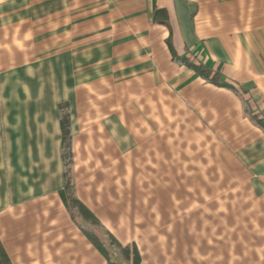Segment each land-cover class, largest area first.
Returning <instances> with one entry per match:
<instances>
[{"label":"crops","instance_id":"obj_1","mask_svg":"<svg viewBox=\"0 0 264 264\" xmlns=\"http://www.w3.org/2000/svg\"><path fill=\"white\" fill-rule=\"evenodd\" d=\"M63 104L97 236L140 264H264V130L247 114L264 117V0H0L10 264H109L60 196Z\"/></svg>","mask_w":264,"mask_h":264},{"label":"trees","instance_id":"obj_2","mask_svg":"<svg viewBox=\"0 0 264 264\" xmlns=\"http://www.w3.org/2000/svg\"><path fill=\"white\" fill-rule=\"evenodd\" d=\"M159 16H164V12L155 10L154 19L164 23L162 20H157ZM177 60L191 68L197 76L201 77L205 81L219 87L231 88L229 85L221 81L220 73L218 71H211L201 61L197 60L194 63H191L189 60ZM247 114L259 128L264 130V117L258 118L248 110ZM59 122L61 131V159L63 163L64 182L60 196L65 208L73 220H77L81 223V230L83 234L90 240L92 245L103 255L109 264H121V260L124 264H140V256L135 246H122L106 231L103 233L102 237L97 236L93 232L92 228L94 227L101 229L99 222L74 195L72 181L70 119L68 106L65 104L59 106ZM0 264H10L1 244Z\"/></svg>","mask_w":264,"mask_h":264},{"label":"rangeland","instance_id":"obj_3","mask_svg":"<svg viewBox=\"0 0 264 264\" xmlns=\"http://www.w3.org/2000/svg\"><path fill=\"white\" fill-rule=\"evenodd\" d=\"M118 259H119V258H118ZM120 260H121V258H120ZM120 263H121V264H124L122 260H121V262H120Z\"/></svg>","mask_w":264,"mask_h":264}]
</instances>
